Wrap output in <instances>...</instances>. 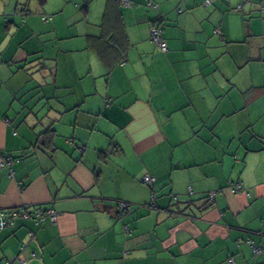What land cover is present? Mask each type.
I'll list each match as a JSON object with an SVG mask.
<instances>
[{
  "label": "crops",
  "instance_id": "obj_1",
  "mask_svg": "<svg viewBox=\"0 0 264 264\" xmlns=\"http://www.w3.org/2000/svg\"><path fill=\"white\" fill-rule=\"evenodd\" d=\"M262 1L0 0V262L264 264Z\"/></svg>",
  "mask_w": 264,
  "mask_h": 264
},
{
  "label": "built area",
  "instance_id": "obj_2",
  "mask_svg": "<svg viewBox=\"0 0 264 264\" xmlns=\"http://www.w3.org/2000/svg\"><path fill=\"white\" fill-rule=\"evenodd\" d=\"M126 5H128V1H124ZM211 3V0H204L205 5H209ZM261 7L264 9V0L261 2ZM240 7V6H239ZM47 17L43 16V19L45 20ZM160 21V20H159ZM160 23L155 22L150 29V39L155 45L163 52L167 51V46L164 43L162 36H161V31L162 28L160 26ZM4 162L7 163L8 165H11V159L10 158H5ZM12 170V169H11ZM153 177L149 175H145L143 178V181L147 185H151L153 182ZM232 192H242L244 191V187L241 185V183L237 182L234 185L230 187ZM213 193L208 195V199L212 200L213 199ZM129 208V205L125 202H117L116 203V209L118 213H122L125 210ZM59 216V213L56 212L52 208H40V207H27V206H19L16 208H11V209H3L0 210V226H10L14 224V221L19 218H28V219H33L36 224L38 225H43L45 223H51L54 224L57 221V218ZM127 230V229H126ZM32 233H29V236H31ZM250 242V241H248ZM23 248V246H22ZM252 249L254 253H260L261 249L255 245H252ZM34 255V253L32 254ZM17 259L22 263L26 264V260L22 258V256H18ZM0 264H3L0 262ZM5 264H8L6 261Z\"/></svg>",
  "mask_w": 264,
  "mask_h": 264
},
{
  "label": "trees",
  "instance_id": "obj_3",
  "mask_svg": "<svg viewBox=\"0 0 264 264\" xmlns=\"http://www.w3.org/2000/svg\"><path fill=\"white\" fill-rule=\"evenodd\" d=\"M46 0H38L39 3L43 4Z\"/></svg>",
  "mask_w": 264,
  "mask_h": 264
}]
</instances>
